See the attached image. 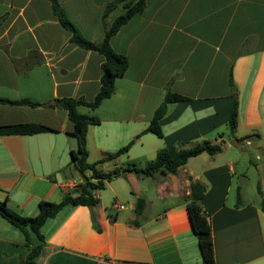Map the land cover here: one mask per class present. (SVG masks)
Segmentation results:
<instances>
[{"label": "crops", "instance_id": "1", "mask_svg": "<svg viewBox=\"0 0 264 264\" xmlns=\"http://www.w3.org/2000/svg\"><path fill=\"white\" fill-rule=\"evenodd\" d=\"M109 1L57 3L97 44L124 11L118 5L103 16ZM70 35L49 0H0V126L53 130L0 134V200L25 217L38 213L39 201L59 202L81 191L70 162L76 149L72 125L55 102L93 100L103 57L78 47ZM109 44L128 67L96 109L77 107L99 119L87 128L88 163L108 173L127 164L143 167L163 147L190 148L206 140L222 150L189 158L174 175L127 172L104 181L93 191L94 207L66 205L44 222L35 263L204 264L185 208L190 183L198 182L205 187L200 206L209 215L215 264H264V0H145L143 11ZM229 72L238 94L234 132L227 124ZM166 93L188 101L167 105L161 137L144 133ZM132 140L126 153L98 163ZM248 151L258 177L255 197L243 190L250 180L243 159ZM137 198L144 200L138 214ZM114 203L124 208L113 209ZM28 252L21 233L0 217V264H19Z\"/></svg>", "mask_w": 264, "mask_h": 264}, {"label": "trees", "instance_id": "2", "mask_svg": "<svg viewBox=\"0 0 264 264\" xmlns=\"http://www.w3.org/2000/svg\"><path fill=\"white\" fill-rule=\"evenodd\" d=\"M51 9L56 16L59 24L70 32V41L78 47L93 50L103 57L101 63V75L99 80V89L95 97L91 101L84 98H61L55 103L67 111V117L72 125L71 135L76 139V149L70 151V162L76 171L82 174L87 171L90 172L89 177L85 183L81 184V191L77 195H65L59 202L39 201L38 213L33 217H25L13 211L7 206L6 200H0V217L8 224L16 228L22 235L24 245L28 247L29 252L25 259L20 260L19 264H36L35 258L39 255L42 248L43 236L40 232L41 226L44 222L53 218L63 207L70 205L94 207L98 200L93 195L94 190H101L104 187V181L111 179V175H120L127 172H133L139 177L154 178L156 176H166L168 174H176L179 168L183 167L187 160L196 157L202 153L207 155H215L222 150V145L218 143H211L210 141H199L190 148H178L176 146L163 147L159 149L154 158L143 167H137L135 164H127L124 167L114 169L111 172L103 173L95 169V164L87 162V128L99 124V119L94 115L80 114L77 107L83 106L96 109L100 103L111 96L114 90V81L124 75L128 67L127 58L116 53L110 46V38L136 14H140L145 7V0H111L104 9L103 16H106L115 7L121 5L123 13L117 16L112 24L106 29L101 42L95 44L87 40L79 32V30L69 21V19L62 12L57 0H49ZM229 86L231 88V96L233 98L232 110L228 119V127L230 132H234L237 127V107L238 94L232 82L231 73L229 72ZM4 102L3 100H0ZM188 101L187 98L174 94L166 93L162 103L155 110L147 128L144 133L150 132L157 137L162 136L160 127V120L166 114L167 105L171 103H178ZM10 104H21L25 102H8ZM53 131L52 129L40 124H17L0 126L1 135H33ZM249 138V137H247ZM243 139H237L241 142ZM134 140L127 143L125 146L118 149L116 152L109 154L106 158L100 160L101 163L105 160H110L126 153L132 146ZM91 179L95 181L92 182ZM259 191V186L257 185ZM205 187L198 182L190 183V193L186 201V213L191 224L192 232L196 237L198 250L204 264H215L213 244L211 239V227L208 213L202 209L200 202L204 196ZM144 206V200L136 199L134 210L140 213ZM261 208L264 211V199L261 200ZM137 224L136 222H132ZM29 233H33L37 242L32 243L29 239Z\"/></svg>", "mask_w": 264, "mask_h": 264}, {"label": "rangeland", "instance_id": "3", "mask_svg": "<svg viewBox=\"0 0 264 264\" xmlns=\"http://www.w3.org/2000/svg\"><path fill=\"white\" fill-rule=\"evenodd\" d=\"M245 153L246 154H244L243 159L246 162V166L249 168L250 180L248 182H246V184L243 185V190L246 193H251V195L255 197L256 196L255 195L256 184L258 182V177H257V173H256V166L254 165V162L251 161V158L254 156V153L249 152V151L245 152ZM245 179H247V177H245L244 180ZM29 239L32 243L37 242V238L33 233H29Z\"/></svg>", "mask_w": 264, "mask_h": 264}, {"label": "water", "instance_id": "4", "mask_svg": "<svg viewBox=\"0 0 264 264\" xmlns=\"http://www.w3.org/2000/svg\"><path fill=\"white\" fill-rule=\"evenodd\" d=\"M232 145L234 147H237L238 146V143L234 140V143H232ZM73 169H75V167H73ZM76 176L80 179V181L82 183H85L87 181L86 176L84 174H82L81 172H79V171H76ZM111 177L113 178V177H115V175L112 174ZM238 183L241 184V182L239 180H238ZM132 214H135V211L134 210H132Z\"/></svg>", "mask_w": 264, "mask_h": 264}, {"label": "built area", "instance_id": "5", "mask_svg": "<svg viewBox=\"0 0 264 264\" xmlns=\"http://www.w3.org/2000/svg\"><path fill=\"white\" fill-rule=\"evenodd\" d=\"M247 144H249V141H247ZM112 206H113V209L124 208V206H122V204L120 203H114Z\"/></svg>", "mask_w": 264, "mask_h": 264}]
</instances>
